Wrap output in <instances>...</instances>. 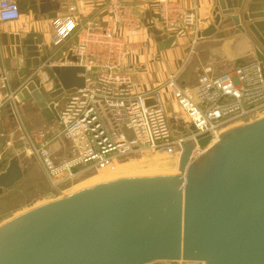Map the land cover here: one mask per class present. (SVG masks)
Instances as JSON below:
<instances>
[{
	"label": "water",
	"instance_id": "95a60500",
	"mask_svg": "<svg viewBox=\"0 0 264 264\" xmlns=\"http://www.w3.org/2000/svg\"><path fill=\"white\" fill-rule=\"evenodd\" d=\"M245 1L219 0L214 26L198 37L232 23L236 35L252 43V63L264 80V8L259 7L264 0H252L246 13ZM238 7L240 13L233 16ZM39 11L42 16L56 14L60 4L39 0ZM41 45L40 36L28 35L15 46L6 67L19 77L14 85L17 107L35 100L59 121V100L86 87V71L46 67L51 55H41ZM158 45L164 50L161 39ZM156 104L155 98L146 101L147 107ZM7 110L14 119L12 105ZM167 110L171 114L169 106ZM47 116L54 119L49 112ZM171 123L175 137L195 131L182 120L172 118ZM0 134L6 147L2 122ZM210 141L209 136L199 138V146L208 149L194 162V142L183 144L179 175L151 173L104 183L5 223L0 226V264H264V118L221 134L212 147ZM25 175L20 157H13L0 174V195Z\"/></svg>",
	"mask_w": 264,
	"mask_h": 264
},
{
	"label": "built area",
	"instance_id": "2783aa9c",
	"mask_svg": "<svg viewBox=\"0 0 264 264\" xmlns=\"http://www.w3.org/2000/svg\"><path fill=\"white\" fill-rule=\"evenodd\" d=\"M80 1L84 0H76ZM150 1L156 5L166 32L181 29L198 35L196 11H186L174 0ZM101 5L97 15L81 19L74 3L68 7V15L52 20L54 47L61 50L68 46L77 61L50 57L45 66H79L86 71V87L68 99L59 113L58 137L71 143L73 156L56 163L45 132L28 136L31 154L56 190L63 191L62 187L94 172L115 171L136 155L161 153L180 159L188 141L195 144L190 157L194 162L208 149L199 146V138L209 136L212 147L226 129L264 117V80L253 63L219 75L206 69L193 87L180 85L178 76L173 75L158 87L136 92L131 76L121 68L127 52L140 46L128 42L127 37L143 29L144 19L137 12L136 0H101ZM21 17L18 0H0V23L17 22ZM147 47L148 43L141 44V48ZM167 90L172 91L182 117L170 116L164 97ZM152 98L157 104L147 107L146 101ZM17 103L16 91L5 97L0 94V114L12 105L17 119ZM172 118L177 123L182 120L187 128L194 126L195 131L175 137Z\"/></svg>",
	"mask_w": 264,
	"mask_h": 264
},
{
	"label": "crops",
	"instance_id": "0c3cea01",
	"mask_svg": "<svg viewBox=\"0 0 264 264\" xmlns=\"http://www.w3.org/2000/svg\"><path fill=\"white\" fill-rule=\"evenodd\" d=\"M174 1H178L186 11H196L198 35L188 31L184 32L181 29L166 32L158 19L156 5L150 0H136V9L144 19V27L138 33L128 35L127 39L128 42L140 46L136 50L127 52L121 68L125 75L131 76L136 92L158 87L173 75L180 78V73L185 68L188 70L193 64L195 65L194 72L212 69L215 74L219 75L256 60L252 43L245 35H236V27L232 23L218 26L216 32L209 37H198L200 33L208 31L214 26L215 10L219 0ZM18 2L22 14L21 19L12 23H0V86L6 84L9 90H14V85L19 81V77L12 74L14 70H8L6 67L9 61L12 63L16 45L28 35L34 34L42 39L41 55H51L56 61L69 58L72 54L68 46L59 50L52 43V20L60 15H68V7L74 3L78 7L77 15L81 19L97 15L102 6L101 0H84L78 3L76 0H49L53 4L59 3L60 11L56 14L42 16L39 11V0H18ZM251 3L252 0L244 2L242 9L245 13L248 12ZM259 5L262 10L264 5ZM235 10L236 13L233 16L240 13V7ZM159 39L165 44L164 50L159 48ZM142 43H148V47L141 48ZM206 57L208 60H205ZM193 70L192 73L186 74V81H183L182 84L190 87L195 85L197 77H194ZM10 75L12 76L10 77ZM5 78H7V83ZM30 86L35 90L33 82L30 83ZM49 89L47 87V91H50ZM65 96L59 100L56 108L58 114L67 100ZM164 97L167 106H172L174 102L172 91L164 92ZM49 110V107L46 110L41 109L35 100L25 101L18 106L19 117L11 119L9 110L4 109L0 114V122L3 124L5 137L9 133L8 127L11 128L18 123L21 124L19 128L24 127L23 131L20 130L22 134L15 129L10 132V135L21 134L22 136L26 134L28 138L36 131L48 130L49 126L52 127L53 122L58 121L56 115ZM48 112L54 119H48ZM20 145L23 143H19L17 147ZM56 149V147L51 148L53 156Z\"/></svg>",
	"mask_w": 264,
	"mask_h": 264
},
{
	"label": "rangeland",
	"instance_id": "374dc122",
	"mask_svg": "<svg viewBox=\"0 0 264 264\" xmlns=\"http://www.w3.org/2000/svg\"><path fill=\"white\" fill-rule=\"evenodd\" d=\"M205 60H208V58L206 57ZM194 67L195 65L193 64L188 70L187 68H185L184 71L180 73V78L178 79L180 85L186 86L182 84V82L186 81V74L192 73L191 71ZM193 73L194 77H197L198 79L199 75L202 72H194L193 70ZM13 91L14 90L12 89L9 90L8 86L5 88L3 86H0V94L4 97ZM72 96L73 95H66L65 97L68 100ZM169 108L171 111L170 116H172L173 118L174 116H183V113L177 106L176 102H173L172 106L170 105ZM20 126L21 124L18 123L16 125L11 126V128L8 127L7 130L9 131V133L6 137V143L8 145H6V147L3 146L0 135V174L7 169L10 160L15 156L20 157L22 168L26 170V175L24 176L21 182H19L12 189L6 190L2 195H0V226L32 209L57 201L59 199L70 197L76 194L77 192L84 190L85 188L88 189L107 182L109 183L123 179L137 178L151 173H173L177 175L180 174V171L178 169L180 168L178 164L180 159L178 156H168L166 154L161 153L136 155L120 163L119 167H117L115 171L104 170L100 172H94L86 175L85 177L79 180L74 181L69 185L62 187L61 189L63 191L61 193L53 187L39 160L33 154H31V143L27 138L26 134L21 136L22 132H20V130L23 131L24 127L19 128ZM240 126L243 125H235L231 128L226 129L223 133L229 132L232 129ZM15 129L18 130L21 134H16V136L10 135V132L14 131ZM48 130L39 131H46L45 133L47 135V138L51 141L50 148H57L53 156L54 161L56 163H61L70 159L74 153L73 147L70 142L65 141L61 137H58L61 131V124L59 123V121L53 122L52 127L50 128L49 126ZM21 142L24 146V151L22 152L20 151L19 147H17V145ZM174 163H177V166H175ZM164 164H168V166L170 167L167 166V168L169 169H165ZM153 166H155L156 168ZM153 264L203 263L155 262Z\"/></svg>",
	"mask_w": 264,
	"mask_h": 264
},
{
	"label": "bare ground",
	"instance_id": "6f19581e",
	"mask_svg": "<svg viewBox=\"0 0 264 264\" xmlns=\"http://www.w3.org/2000/svg\"><path fill=\"white\" fill-rule=\"evenodd\" d=\"M157 158H158V157H157ZM175 160H176V159H175ZM156 161H157V159H156ZM158 162H159V161H158ZM174 162H175V161H174ZM176 162H177V161H176ZM170 163H171V162H170ZM174 164H175V166H177V163H174ZM174 164H173V165H174ZM178 164H179V162H178ZM156 165H157V162H156ZM156 165H155V166H156ZM173 165H172V166H173ZM155 166H153V167H155ZM167 166H168V164H164V168H165V169L167 168ZM157 167H158V166H157ZM168 167H170V166H168ZM155 168H156V167H155ZM159 169H160V168H159ZM162 169H163V168H162ZM167 169H169V168H167ZM175 169H176V168H175ZM178 169H179V168H178ZM173 170H174V168H173ZM168 172H169V171H168ZM107 183H108V182H107ZM103 184H104V183H103ZM100 185H101V184H100ZM96 186H98V185H96ZM85 189H86V188H85Z\"/></svg>",
	"mask_w": 264,
	"mask_h": 264
}]
</instances>
